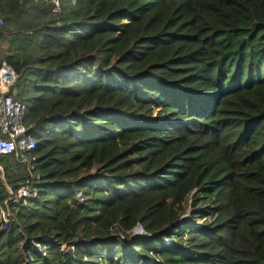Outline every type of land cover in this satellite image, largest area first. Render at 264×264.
Instances as JSON below:
<instances>
[{"label": "trees", "instance_id": "16d2710c", "mask_svg": "<svg viewBox=\"0 0 264 264\" xmlns=\"http://www.w3.org/2000/svg\"><path fill=\"white\" fill-rule=\"evenodd\" d=\"M58 2L0 0L41 177L0 264H264V0Z\"/></svg>", "mask_w": 264, "mask_h": 264}, {"label": "built area", "instance_id": "2783aa9c", "mask_svg": "<svg viewBox=\"0 0 264 264\" xmlns=\"http://www.w3.org/2000/svg\"><path fill=\"white\" fill-rule=\"evenodd\" d=\"M53 5V12H57L59 8L58 0H50ZM17 75L14 70L4 61L0 64V157H14L21 164L26 165L29 177L25 181L24 186L19 188L15 193L7 188V197L0 201V233L6 231L14 218L11 212V206L20 201L34 200L39 196L38 188L41 177L35 171V163L37 157L34 154L36 147L35 141L31 135L30 126L23 123L26 107L20 101L15 100L10 90L16 82ZM76 200L78 204L83 202L82 194L76 192ZM194 211V210H193ZM192 211V212H193ZM188 220V219H187ZM148 235L140 224L133 229V236ZM124 240L123 237L120 238ZM42 242L50 241L46 236L41 238ZM165 245H169L170 241L163 239ZM38 253H43V248L39 243L30 241ZM62 249L65 246L61 247Z\"/></svg>", "mask_w": 264, "mask_h": 264}, {"label": "rangeland", "instance_id": "374dc122", "mask_svg": "<svg viewBox=\"0 0 264 264\" xmlns=\"http://www.w3.org/2000/svg\"><path fill=\"white\" fill-rule=\"evenodd\" d=\"M2 24L0 23V26ZM8 49H9V45H8V42H0V64L2 61H4V57L7 55V52H8ZM76 194V193H75ZM191 206H190V202H187V207H186V212L188 210H190ZM186 214V213H185ZM184 214V215H185ZM183 215V216H184ZM199 222V221H198Z\"/></svg>", "mask_w": 264, "mask_h": 264}, {"label": "water", "instance_id": "95a60500", "mask_svg": "<svg viewBox=\"0 0 264 264\" xmlns=\"http://www.w3.org/2000/svg\"><path fill=\"white\" fill-rule=\"evenodd\" d=\"M76 192H78V191L76 190ZM192 211H193V209L190 208V210H188L186 212V214L178 221V224H182L183 222H185L190 217Z\"/></svg>", "mask_w": 264, "mask_h": 264}, {"label": "crops", "instance_id": "0c3cea01", "mask_svg": "<svg viewBox=\"0 0 264 264\" xmlns=\"http://www.w3.org/2000/svg\"><path fill=\"white\" fill-rule=\"evenodd\" d=\"M8 53V52H7Z\"/></svg>", "mask_w": 264, "mask_h": 264}]
</instances>
